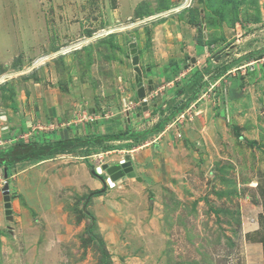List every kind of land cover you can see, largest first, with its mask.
<instances>
[{"label": "rangeland", "instance_id": "374dc122", "mask_svg": "<svg viewBox=\"0 0 264 264\" xmlns=\"http://www.w3.org/2000/svg\"><path fill=\"white\" fill-rule=\"evenodd\" d=\"M263 30L264 0H0V119L25 121L0 130V150L12 135L148 136L10 166L0 185L13 182L26 222L0 228V264H264L263 92L244 82L233 122L234 91L215 78L229 64L228 74H247ZM127 156L142 181L106 189L92 170Z\"/></svg>", "mask_w": 264, "mask_h": 264}, {"label": "trees", "instance_id": "16d2710c", "mask_svg": "<svg viewBox=\"0 0 264 264\" xmlns=\"http://www.w3.org/2000/svg\"><path fill=\"white\" fill-rule=\"evenodd\" d=\"M209 2H212L213 0H208ZM212 6V5H210ZM208 6V8H212ZM203 9V15H206V10L208 11L209 9ZM191 14H193L194 10H189ZM198 11V10H197ZM199 17L202 16L200 12H198ZM199 33L202 34V25L201 23H198V25L196 26ZM202 38V35L200 36ZM261 53L263 54L264 51H261ZM234 64H229V65H225L222 68H218L217 70V77H221L223 75H225L226 73H228V71L232 68ZM200 75H197L196 78L194 79V85L190 88V90H192L193 92L196 91L200 86V79H199ZM201 78V77H200ZM198 91V90H197ZM196 91V92H197ZM184 92V91H183ZM195 92V94H196ZM185 94L189 93V91L187 89H185ZM173 100V99H172ZM167 101V110H170L172 108L171 102ZM183 107L180 109L182 110ZM17 110V109H16ZM176 111H174V113H172V117L176 116L178 113H176ZM168 119H166V121H162L161 123H158V125L155 127L154 130H152L151 133H155L158 134L161 131H165L164 128L166 127L164 125L165 122H167ZM54 134V135H53ZM53 134H48V140L46 139V135L42 138L43 135L41 136H37L35 137V139L33 141H30L29 143H26L24 141H22L21 139L18 140V142L15 144L14 147H10L8 149H5L3 151L0 152V165H4L6 169L10 168V166L15 165L16 163L19 162H24V161H41V159L43 160L46 157L55 155L61 151L64 150H69V149H77V148H82L84 146L90 145V146H98V145H102L103 142L105 141H113V140H129V139H137V135H140L141 138H147V132L143 131L141 133H132L131 131H124V133H118V134H113V135H108V134H104V135H97L94 139H84V138H77V139H72V140H62L59 138H55V133L53 132ZM50 137V138H49ZM53 139V140H51ZM138 141V140H136ZM3 162V163H1ZM8 175H10V172L8 171ZM101 195V191H97L94 193V196H99ZM91 218V217H90Z\"/></svg>", "mask_w": 264, "mask_h": 264}, {"label": "crops", "instance_id": "0c3cea01", "mask_svg": "<svg viewBox=\"0 0 264 264\" xmlns=\"http://www.w3.org/2000/svg\"><path fill=\"white\" fill-rule=\"evenodd\" d=\"M264 31V30H263ZM250 74V75H247V74ZM247 74H245V72H241V74L239 75V79H238V77H236V76H234L235 75V73H233V75L232 74H225V75H223V76H221V79L223 80V79H227V81L226 82H228V84H229V87H230V89L232 90V91H234V92H230V99H231V103H233L232 104V106H231V108H232V114H230L232 117L233 116H235V113L233 114V107L235 106V104L237 105V102H236V100H238L241 96H239V93H241V89H242V87H243V85H244V82H245V86L246 87H250L251 85V83L252 82H257V84L260 86V88H261V91L263 92L261 95H262V97L264 96V79H262V77H260V76H263L264 77V75L261 73V71H259L258 72V70L256 69V71H249ZM261 79V80H260ZM239 80V81H238ZM250 85V86H249ZM171 87H169V90H168V93H174V91L172 90V89H170ZM237 91V92H236ZM243 93H245V92H243ZM248 92H246V94H247ZM169 95V94H168ZM238 96H239V98H238ZM169 97V96H168ZM242 100H240L239 99V103L240 104H242L243 106L245 105V101H244V98L242 97L241 98ZM170 100V99H169ZM233 101V102H232ZM222 103H220V105H221ZM143 111V110H142ZM1 112H4V111H1ZM4 113H0V116L1 115H3ZM145 114V113H144ZM217 114H219V116H221V118H222V120H223V122H225L224 120L225 119H227L228 121H229V119H228V117L226 116V112H225V110H220V111H217ZM16 117V116H15ZM3 118V117H2ZM22 122H25V121H22V119L20 120L18 117H17V119H10V122H9V120L7 121V123H5L4 121H2V119H0V123H1V128H0V130L3 128H12V130H15L16 129V127H19L20 129H23V128H21L20 127V125L22 124ZM233 122H235V120H234V117H233ZM26 123H27V120H26ZM28 124V123H27ZM15 128V129H14ZM139 128V127H138ZM106 130V129H105ZM139 130H141L140 128H139ZM24 131V130H23ZM23 131H21V133L23 132ZM166 131V130H165ZM107 132H109V131H107ZM172 132H173V136H171V139H173V138H177L176 137V132L175 131H171L169 134L171 135L172 134ZM21 133L19 134V135H21ZM99 133H104L105 134V131H104V129L103 130H101ZM6 134H8V132H6ZM51 135L53 134V133H50ZM54 135V134H53ZM15 135H12L11 137H13V138H6L5 140H7V144L5 145V146H8V147H6V149H8V148H10V147H14L15 146V144L18 142V140H23V136H16V137H14ZM55 138H59V139H63V138H60L59 136H58V134L57 133H55ZM142 148V147H141ZM5 149V148H4ZM1 151H3V150H0V152ZM134 151H137V150H135V149H133L132 150V152H134ZM25 162V161H24ZM28 162V161H27ZM26 162V163H27ZM19 163H16V166L18 165ZM42 164V163H41ZM8 169H10V168H8ZM7 169V171H9ZM5 171H6V168H5V166L4 165H2L1 167H0V175H3V177H4V179H5ZM11 171V170H10ZM9 171V172H10ZM25 174V173H24ZM20 175L19 174H16L15 175V173L11 176L13 179H15L16 180V182H17V180H19L20 181V177H19ZM25 176V175H24ZM89 177V180L93 183V184H95V183H97V181L96 180H94L93 179V177H91V176H88ZM25 178H26V176H25ZM25 178H24V180H23V183H25ZM9 179H11V178H8V180ZM88 182V181H87ZM10 183H13V182H10ZM10 183H9V185H10ZM18 184H20L19 182H17ZM39 184H40V181H39ZM22 185V184H21ZM35 186H37L36 184H34ZM39 186V185H38ZM1 188H2V186L0 185V228H3V229H5L6 227H7V222H9V221H7V219H6V216H5V209H4V197H3V194L1 193L2 192V190H1ZM30 188V187H29ZM32 188H33V190H34V186H32ZM32 188H30V189H32ZM37 188V187H36ZM35 188V189H36ZM49 189H50V187H49ZM43 189H42V194H43ZM33 193V192H32ZM45 193V192H44ZM14 194H16V193H14ZM14 197V201H16L17 200V194L15 195V196H13ZM12 197V198H13ZM37 198V197H36ZM38 199V198H37ZM52 199H53V197L52 198H48V197H44V194L43 195H41V200L43 201L44 200V202L43 203H46L45 205H47V203H52ZM13 203H15V202H13V200H12V205H13ZM13 207V206H12ZM45 208V207H44ZM43 208V209H44ZM13 209V223H17L18 221H21L22 222V224H23V222H24V220H25V222H26V218H24V216H22L23 215V213H21V214H18V211L17 210H15L14 208H12ZM11 227V226H10ZM12 228V227H11ZM2 239H3V237H2ZM5 239V238H4Z\"/></svg>", "mask_w": 264, "mask_h": 264}, {"label": "water", "instance_id": "95a60500", "mask_svg": "<svg viewBox=\"0 0 264 264\" xmlns=\"http://www.w3.org/2000/svg\"><path fill=\"white\" fill-rule=\"evenodd\" d=\"M130 48L132 49V56L133 59H132V62H133V65L136 67L135 68V71L137 72L138 74V77H136L137 79V83L139 84L138 85V92H137V96L138 98L140 99H144L145 97V94H146V91H145V87L143 86L142 84V72L141 70L139 69V61H140V57L137 55V52L138 50L136 49V45L135 44H132L130 46ZM149 71V69H148ZM149 85H150V90H154V87L152 86L153 85V82L152 80L149 81ZM143 106V111L147 114V111H148V106H147V102H144L142 104ZM103 169H105L107 171V173L111 176V179L114 180V181H118V183H120L122 180V178H129V179H134V180H137V181H142V178L140 177H137L136 175V172L134 170V167H133V164L130 160V157L127 156L126 157V160L124 162H121L120 164H116L112 167H109V165H104L103 166ZM100 169L97 170L98 173ZM95 172L93 170V174L96 175L97 177H99L101 180H103L102 177H100L98 175V173ZM5 178L7 179L8 178V174H7V171H5ZM104 181V180H103ZM104 187H106V184L104 182ZM112 187L114 186L113 183L110 184ZM105 191V188L103 189V192ZM2 193H3V196H4V209H5V216H6V219L7 221H10L12 222L13 221V209H12V195H10V190H9V184L6 183L5 186L3 187L2 189Z\"/></svg>", "mask_w": 264, "mask_h": 264}, {"label": "clouds", "instance_id": "9594fccd", "mask_svg": "<svg viewBox=\"0 0 264 264\" xmlns=\"http://www.w3.org/2000/svg\"><path fill=\"white\" fill-rule=\"evenodd\" d=\"M264 56V53L262 54V55H260L257 59H254V60H252V62L253 61H255V60H258V59H260V58H262ZM253 68V70L251 69V71H256V69L257 68H260L261 69V71L264 73V69L262 68V67H260L259 65H255L254 67H252ZM146 72H148V70H146ZM227 74V73H226ZM148 85H149V82H148ZM138 97V96H137ZM142 104H143V102H142ZM158 107V106H157ZM142 110H143V107H142ZM1 130H4L3 128L1 129ZM1 142L3 141V140H0ZM3 143V142H2ZM4 144L6 145L7 144V142H4ZM4 145V146H5ZM147 145V144H146ZM2 145H0V147H1ZM131 160V159H130ZM131 162H132V160H131ZM121 163V162H120ZM120 163H116V164H120ZM116 164H113V165H109V167H112V166H114V165H116ZM132 164H133V162H132ZM104 165H106V164H104ZM104 165H101L100 167L99 166H97L96 168H95V172H97V170H98V167L99 168H101L102 169V171L100 172V173H98V175L100 176V177H102L103 178V180H101L99 177H97L96 175H94V176H96L97 178H98V181L100 182V183H102V184H104V182H105V184H106V189H107V187L108 186H110V184H111V182L114 184V186H119L120 184H117L118 183V181L116 180V181H114V180H112L111 179V176L107 173V171L105 170V169H103V166ZM108 165V164H107ZM133 167H134V164H133ZM134 170H135V168H134ZM6 171H7V169H6ZM93 171V170H92ZM135 172H136V170H135ZM7 174H8V171H7ZM136 175H137V173H136ZM8 178H9V175H8ZM125 178H122L121 180L123 181ZM126 179H129V178H126ZM132 180H134V179H132ZM122 181H121V184H122ZM135 181H137V180H135ZM6 183H8L9 184V182H8V180H6V181H4V185L2 186V188H1V190L3 189V187L5 186V184ZM104 186V185H103ZM113 186V187H114ZM9 189H10V185H9ZM3 194V193H2ZM4 197V196H3ZM4 199V198H3ZM9 228H11V227H9Z\"/></svg>", "mask_w": 264, "mask_h": 264}, {"label": "built area", "instance_id": "2783aa9c", "mask_svg": "<svg viewBox=\"0 0 264 264\" xmlns=\"http://www.w3.org/2000/svg\"><path fill=\"white\" fill-rule=\"evenodd\" d=\"M251 65L254 67L255 65H259L260 67H262L264 69V56L258 60H255L253 62H251ZM253 70V68H252ZM2 144V142L0 141V145Z\"/></svg>", "mask_w": 264, "mask_h": 264}, {"label": "bare ground", "instance_id": "6f19581e", "mask_svg": "<svg viewBox=\"0 0 264 264\" xmlns=\"http://www.w3.org/2000/svg\"><path fill=\"white\" fill-rule=\"evenodd\" d=\"M182 7H183V6H181L180 8H182ZM98 169H100V171H99V172H101V171H102V169H101V168H99V167H98ZM111 183H112V182H111Z\"/></svg>", "mask_w": 264, "mask_h": 264}]
</instances>
